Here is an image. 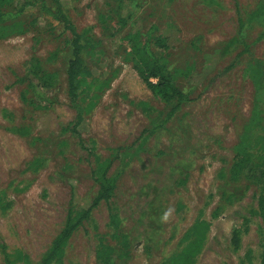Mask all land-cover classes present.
<instances>
[{
  "label": "rangeland",
  "instance_id": "rangeland-1",
  "mask_svg": "<svg viewBox=\"0 0 264 264\" xmlns=\"http://www.w3.org/2000/svg\"><path fill=\"white\" fill-rule=\"evenodd\" d=\"M120 1L66 0L76 28L102 41L88 55L90 66L103 77L116 74L85 113L88 130L80 136L69 131L76 116L65 93L69 32L30 8L17 18V31L0 39V199L11 203L0 213V264L42 263L64 226L71 193L78 200L98 193L94 155L111 161L112 197L91 210L60 262L50 264H99L100 243L119 250L114 264L168 262L184 247L182 237L200 213L209 231L193 264H259L264 151L250 146L237 179L230 169L252 112L256 70L264 68V18L253 15L261 0ZM117 17L128 22L114 33ZM239 20L246 23L244 36L225 52ZM136 26L141 35L153 29V36L172 41L163 56L180 71L178 87L194 90L165 123L173 104L123 60L128 48L122 37ZM32 58L59 74L56 95L43 96L36 83L20 81ZM261 117L264 144V99ZM235 191L242 197L227 202ZM112 214L120 221L117 230L110 226Z\"/></svg>",
  "mask_w": 264,
  "mask_h": 264
},
{
  "label": "trees",
  "instance_id": "trees-1",
  "mask_svg": "<svg viewBox=\"0 0 264 264\" xmlns=\"http://www.w3.org/2000/svg\"><path fill=\"white\" fill-rule=\"evenodd\" d=\"M66 3V0H51L50 2L46 0H0V39H4L10 33L17 31L15 29L19 25L17 18L30 8H38L44 15L61 24L69 32L71 37L69 42L70 56L65 63L64 69L65 93L68 103L76 110V116L71 123L69 131L76 136H80L82 132L88 130V125L84 118L85 113L93 108L100 95L109 88L110 81L116 74H111L108 78L103 77V75L97 74L90 66L88 55L102 41L89 35L87 30L79 31L76 28L65 11ZM119 3H121L120 0ZM253 15H260L264 18V0L260 1ZM116 19L112 27L115 30L114 33H119L126 28L128 18L117 17ZM35 21H38V19L30 22V24H34ZM245 26L246 23L242 20L238 21L237 34L223 47V51L226 47L243 38ZM140 29L141 27L136 26V28L130 30L122 37L128 48L123 56V60L132 65L138 76L164 102L173 104L163 120V123H165L180 105L190 100V95L194 90L185 92L178 87L177 78L180 71L172 70L163 56L170 49L172 41L167 37L153 36V29H149L144 35H141ZM261 36L264 37V24ZM245 50L246 46H244V50L242 51ZM256 72L258 80L255 81L254 104L250 119L244 128L238 144L234 148L233 164L230 169L232 179H237L246 168L251 156L248 149L252 144L257 145L260 151H264V144H262L263 136L259 135L262 130L261 103L264 99V68L259 67ZM202 76H204L203 73ZM152 79L155 80L154 84H151L149 81ZM191 80L195 81V78ZM20 81H26L30 87H32L33 83H36L35 87L39 89L43 96L49 94L56 95L60 91L59 74L55 71L50 72L45 70L37 58H32L28 62L26 74ZM212 81V79L209 80L208 85ZM18 133L24 134L20 130H18ZM94 147L95 144L92 143V148L88 151L93 153ZM94 159L96 166L92 173L98 184L96 197L92 200H88L87 198L78 200L76 195L73 192L71 193L70 205L64 226L53 240L41 264H50L51 261L60 262L64 246L72 233L89 217L94 207L101 201H109L112 197L115 181L113 178L107 176L111 167V161L109 159L101 160L96 155H94ZM236 191L226 196L227 202L233 203L242 197V194H238ZM10 207V202H3L0 199V213L5 212ZM257 214L264 228V196L258 197ZM212 216L215 217L216 214L214 213ZM109 222L114 230L119 228L120 221L116 215H110ZM208 231L209 224L202 219L200 213L182 237L181 241L185 243L184 247L178 253L172 255L168 259V262L162 264H193L196 255L201 250ZM113 237L116 239L117 235L114 234ZM238 242L239 240L235 239L234 246ZM250 254L251 250L246 254L247 260H249ZM95 256L99 264H114L115 260L119 257V250L115 246L100 243L96 249ZM5 264L13 263L6 259ZM259 264H264V244Z\"/></svg>",
  "mask_w": 264,
  "mask_h": 264
},
{
  "label": "bare ground",
  "instance_id": "bare-ground-1",
  "mask_svg": "<svg viewBox=\"0 0 264 264\" xmlns=\"http://www.w3.org/2000/svg\"><path fill=\"white\" fill-rule=\"evenodd\" d=\"M20 161V160H19ZM17 227V226H16ZM16 229V228H15ZM19 229V228H18ZM15 231V230H14ZM17 231V230H16ZM15 240V239H14ZM78 259V258H77ZM209 263V262H208ZM206 264V263H205ZM212 264V263H211Z\"/></svg>",
  "mask_w": 264,
  "mask_h": 264
}]
</instances>
